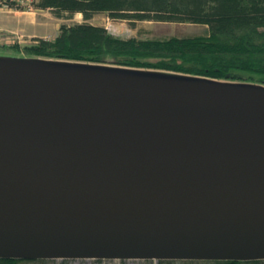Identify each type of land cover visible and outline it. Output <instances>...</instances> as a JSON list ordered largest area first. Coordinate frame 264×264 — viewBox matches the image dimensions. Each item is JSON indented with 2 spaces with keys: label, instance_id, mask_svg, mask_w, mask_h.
I'll return each instance as SVG.
<instances>
[{
  "label": "water",
  "instance_id": "water-1",
  "mask_svg": "<svg viewBox=\"0 0 264 264\" xmlns=\"http://www.w3.org/2000/svg\"><path fill=\"white\" fill-rule=\"evenodd\" d=\"M13 78L139 100L178 117L264 126V102L224 103L158 85L254 84L0 56V257L264 258V147L180 148L23 128L2 107L19 94ZM137 78L147 84L127 82Z\"/></svg>",
  "mask_w": 264,
  "mask_h": 264
},
{
  "label": "trees",
  "instance_id": "trees-1",
  "mask_svg": "<svg viewBox=\"0 0 264 264\" xmlns=\"http://www.w3.org/2000/svg\"><path fill=\"white\" fill-rule=\"evenodd\" d=\"M20 0H0L19 9ZM57 17L81 13L85 21L61 24L53 39L33 38L28 56L180 73L178 78H212L264 85V0H32ZM96 13L114 19L200 23L205 35L122 38L86 22ZM13 47L18 50L19 45ZM113 70L114 69H108ZM48 258L0 257V264H47ZM159 264H264L259 259H160Z\"/></svg>",
  "mask_w": 264,
  "mask_h": 264
},
{
  "label": "bare ground",
  "instance_id": "bare-ground-1",
  "mask_svg": "<svg viewBox=\"0 0 264 264\" xmlns=\"http://www.w3.org/2000/svg\"><path fill=\"white\" fill-rule=\"evenodd\" d=\"M146 79L127 82L147 84L141 82ZM11 81L19 94L3 101V111L10 122L23 128L49 127L76 135L127 138L180 148L264 147V126L194 120L173 116L147 102L111 94L77 92L59 84L25 79ZM158 85L170 87L183 96H206L224 103L264 102V88L257 85L192 81Z\"/></svg>",
  "mask_w": 264,
  "mask_h": 264
},
{
  "label": "rangeland",
  "instance_id": "rangeland-1",
  "mask_svg": "<svg viewBox=\"0 0 264 264\" xmlns=\"http://www.w3.org/2000/svg\"><path fill=\"white\" fill-rule=\"evenodd\" d=\"M18 4L21 6L19 9L9 8L6 5L0 6L2 9L8 10H21L25 12H34L38 19V23L31 24L23 21L12 20L11 18L4 21L9 24V28L15 21L16 27H20L24 35L17 34L15 32H7L0 36V56L7 57L12 60H16L19 63H29L36 66H50V65H69L76 66L78 68L100 69L105 70L114 69L115 72L123 73H137L147 75H159L171 77L172 75H181L180 73L151 69V68H131L116 65L110 62L106 63H94L86 61H72L46 57H33L25 55L21 48L24 45L30 44L33 38L43 37L47 39H53L59 31L61 24L71 25L77 22L85 21L81 13H75L72 16L62 14L57 17L55 13L50 9L39 10L36 9L32 3V0H20ZM4 16H9L4 14ZM86 22L104 26L111 34L122 37H135V38H166L171 36L184 37L190 35H205L208 31V27L205 24L200 23H175V22H158L154 20H137L130 22L126 19H114L107 13H96ZM33 35V36H32ZM18 44L19 49L16 50L13 45ZM254 85H263L258 83H250ZM158 259L151 258H68V259H52L47 264H159Z\"/></svg>",
  "mask_w": 264,
  "mask_h": 264
},
{
  "label": "crops",
  "instance_id": "crops-1",
  "mask_svg": "<svg viewBox=\"0 0 264 264\" xmlns=\"http://www.w3.org/2000/svg\"><path fill=\"white\" fill-rule=\"evenodd\" d=\"M4 14L11 15V17L9 16L6 17L4 16ZM9 18L20 22L23 21L25 23H31V24L38 23L37 22L38 19L36 17V14H34V12H25L21 10H12V9L5 10L0 7V36H2V34H5L6 31L9 33L15 32L17 34L24 35V33L21 31V28L16 27L15 21H13V25H11V27L9 28L10 25L4 21L5 19H9Z\"/></svg>",
  "mask_w": 264,
  "mask_h": 264
}]
</instances>
